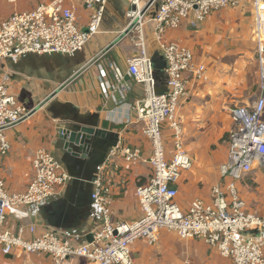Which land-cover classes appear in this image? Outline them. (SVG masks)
Instances as JSON below:
<instances>
[{
  "label": "crops",
  "instance_id": "1",
  "mask_svg": "<svg viewBox=\"0 0 264 264\" xmlns=\"http://www.w3.org/2000/svg\"><path fill=\"white\" fill-rule=\"evenodd\" d=\"M49 1L0 0V21L13 11L28 10ZM71 2L75 7L76 25L87 34L91 10L84 8L78 0ZM129 9V0H107L99 26L92 34H87L83 48L73 55L29 51L19 54L15 62L1 61L0 77L8 75L9 92L19 103L33 109L27 119L5 130L9 149L0 153V178L5 190L21 192L26 189L33 172L32 159L38 149L53 154L69 175L52 196L27 206L28 218L17 220L8 215L4 226L10 231L16 232L20 223L29 222L36 227L34 235L52 230L68 237L72 244L88 242V236H92L101 223V215L90 193L92 179L102 167L109 175L108 201L112 219L132 222L140 217L136 188L151 176V167L146 161L151 155V145L142 133L143 123L136 113L143 96L142 85L135 83L126 72V59L137 50L136 34L127 28ZM253 29L251 7L244 4L213 11L195 27L187 18L180 27L164 31L163 39L185 45L192 51L194 61L206 68L208 81H190V96L179 110L184 133L193 136L195 142L211 134L209 131L215 128L217 120L224 121L222 132H225L229 118L232 121L230 110L249 104L256 97L257 88L247 96L242 81L247 59L256 52ZM142 34L153 61L157 91L163 92L164 60L151 20H146ZM102 50L106 54L99 61L110 58L122 71L123 97L118 90L109 91L107 95L101 92L98 72L90 61ZM223 105L229 107L228 111ZM80 129L103 132L102 136L95 135L94 145L86 156L70 152L61 137V131ZM164 132L168 135L167 130ZM227 143L228 138L222 157L210 154L207 143H201L191 154L188 151L191 168L183 171L176 183V202L182 210H186L194 198L209 200L210 189L219 180L218 168L225 160ZM166 146L169 157V140ZM121 147L139 148L142 159L127 163L118 153ZM260 168L256 167L246 177ZM240 182L238 189L244 198ZM258 232L264 234V226ZM24 237L31 238L33 234L26 232ZM131 257L135 264H230L229 259L203 240L180 239L173 232L162 229L154 244L135 241L131 246ZM50 263L49 255L42 252L23 253L15 249L4 255L0 250V264ZM64 264L90 263L80 258Z\"/></svg>",
  "mask_w": 264,
  "mask_h": 264
},
{
  "label": "built area",
  "instance_id": "2",
  "mask_svg": "<svg viewBox=\"0 0 264 264\" xmlns=\"http://www.w3.org/2000/svg\"><path fill=\"white\" fill-rule=\"evenodd\" d=\"M78 1L91 10L87 34H92L101 22L107 0ZM129 3L127 28L136 34L137 50L126 59V72L135 83L142 85L143 96L136 113L143 123L142 133L151 145V155L146 160L151 167V176L136 188L140 217L132 222L112 219L108 201L109 175L101 166L100 173L92 179L90 193L101 215V223L92 233L90 242L72 244L68 237L52 230L34 235L36 227L29 222L20 223L16 232L5 228L8 215L17 220L28 218V205L52 196L69 178L53 154L38 149L32 159V176L24 191L7 192L0 178L2 254H11L15 249L23 253L42 252L49 255L50 264H64L80 258L90 264H135L131 257L132 244L137 240L154 244L159 230L166 229L180 239L203 240L229 259L230 264H264V234L258 232L264 226V215L250 212L238 189L246 174L256 167L264 169V0H129ZM245 3L250 5L253 13L259 61L257 95L249 104L230 110L233 126L228 135L225 160L218 168L219 180L212 185L209 200L194 198L187 209L182 210L176 202V183L182 172L191 168L192 161L184 144L179 110L190 96L189 82L206 81L208 77L205 65L194 61L189 48L176 41H167L162 35L166 29L180 27L187 18L195 27L213 11ZM146 20L154 23L158 48L165 63L163 92L157 91L153 61L142 34ZM87 34L76 25L71 0H50L28 10L13 11L0 21V63L4 59L15 62L19 54L29 51L73 55L83 48ZM105 54L102 50L90 61L98 72L101 92L107 95L109 91L118 90L123 97L122 71L110 58L99 61ZM7 80V74L0 77L2 154L9 149L5 130L27 119L33 112L9 92ZM111 97L115 100L114 95ZM118 153L127 163L142 159L137 147H121ZM26 232L33 237L25 238Z\"/></svg>",
  "mask_w": 264,
  "mask_h": 264
},
{
  "label": "rangeland",
  "instance_id": "3",
  "mask_svg": "<svg viewBox=\"0 0 264 264\" xmlns=\"http://www.w3.org/2000/svg\"><path fill=\"white\" fill-rule=\"evenodd\" d=\"M247 4V3H245ZM244 5V4H242ZM248 5V4H247ZM259 62L256 54H252L246 62V72L244 73L243 84L246 86V95L248 96L255 88L258 91V81H259V70H258ZM208 81V80H207ZM205 81V82H207ZM237 81V80H236ZM226 111H228L229 107L223 105ZM264 121V114L262 116ZM229 125L225 126L226 131H223L224 125L222 121H215L214 129L211 134L208 136H204V138L199 139V141L195 142L194 137L189 133H184V144L187 151L192 153V150L198 149L201 143H207L209 145V153L214 155L223 156V152L225 150L226 141L229 135L228 130L232 128V121L229 118ZM183 125V124H182ZM231 126V128H230ZM205 135V134H204ZM193 137V139H192ZM247 175V174H246ZM244 176V178L246 177ZM243 178V179H244ZM240 190L242 191V195L247 201L248 208L259 213L264 214V169L260 168L256 171L251 172L245 180L240 182ZM168 231L166 229H162ZM172 232V231H170ZM174 233V232H173ZM175 234V233H174Z\"/></svg>",
  "mask_w": 264,
  "mask_h": 264
},
{
  "label": "water",
  "instance_id": "4",
  "mask_svg": "<svg viewBox=\"0 0 264 264\" xmlns=\"http://www.w3.org/2000/svg\"><path fill=\"white\" fill-rule=\"evenodd\" d=\"M134 8V6L132 7ZM165 64V63H164ZM61 137L65 140L64 146L70 152L75 155L86 156V154L92 149L94 145L95 135H101L103 132L95 133L92 129H80L79 131H61ZM88 239V242L92 240V236Z\"/></svg>",
  "mask_w": 264,
  "mask_h": 264
},
{
  "label": "trees",
  "instance_id": "5",
  "mask_svg": "<svg viewBox=\"0 0 264 264\" xmlns=\"http://www.w3.org/2000/svg\"><path fill=\"white\" fill-rule=\"evenodd\" d=\"M256 50V49H255ZM255 54H256V56H257V59H258V54H257V52H255ZM259 62V61H258Z\"/></svg>",
  "mask_w": 264,
  "mask_h": 264
},
{
  "label": "bare ground",
  "instance_id": "6",
  "mask_svg": "<svg viewBox=\"0 0 264 264\" xmlns=\"http://www.w3.org/2000/svg\"><path fill=\"white\" fill-rule=\"evenodd\" d=\"M139 5H141V2L139 3Z\"/></svg>",
  "mask_w": 264,
  "mask_h": 264
}]
</instances>
